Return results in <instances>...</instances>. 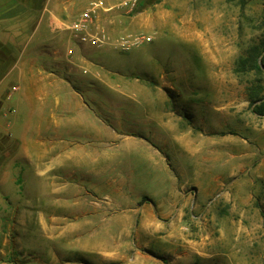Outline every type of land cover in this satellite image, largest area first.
<instances>
[{"label":"rangeland","instance_id":"obj_1","mask_svg":"<svg viewBox=\"0 0 264 264\" xmlns=\"http://www.w3.org/2000/svg\"><path fill=\"white\" fill-rule=\"evenodd\" d=\"M65 1L70 38L93 0ZM122 1L107 43L65 59L60 95L87 113L50 110L67 127L35 133L32 159L2 118L0 264H264V114L237 69L264 49V0Z\"/></svg>","mask_w":264,"mask_h":264},{"label":"crops","instance_id":"obj_2","mask_svg":"<svg viewBox=\"0 0 264 264\" xmlns=\"http://www.w3.org/2000/svg\"><path fill=\"white\" fill-rule=\"evenodd\" d=\"M68 15L65 0H0V133L6 128L3 116L10 117L8 126L19 127L15 135L21 140L20 151L29 159L33 157L34 147L30 143L35 133L45 131L50 136H60V127H67L56 123V119L53 133L49 132L50 110L57 116L58 111L63 113L71 106L84 113L90 107L83 99L60 95V90L68 91L71 87L60 77L67 65L65 59L73 50V39L65 29ZM41 55H45L46 61L39 58ZM50 61L57 68L46 65ZM21 113L25 114L23 122H17ZM36 117L47 121L44 129L42 124L37 126ZM82 119L76 116L72 120L82 124Z\"/></svg>","mask_w":264,"mask_h":264},{"label":"built area","instance_id":"obj_3","mask_svg":"<svg viewBox=\"0 0 264 264\" xmlns=\"http://www.w3.org/2000/svg\"><path fill=\"white\" fill-rule=\"evenodd\" d=\"M106 0H93L89 6L82 10L79 16L67 27L71 33L73 40L84 45L104 46L108 41V34L99 25L101 12H106L111 9L105 3ZM139 0H123L122 7L127 8L129 11L133 10ZM149 41L151 36L144 37ZM119 44L124 48L131 47L129 40H120ZM73 51V50H71ZM17 87H14L16 89Z\"/></svg>","mask_w":264,"mask_h":264},{"label":"trees","instance_id":"obj_4","mask_svg":"<svg viewBox=\"0 0 264 264\" xmlns=\"http://www.w3.org/2000/svg\"><path fill=\"white\" fill-rule=\"evenodd\" d=\"M250 49L247 56L240 58L237 69L240 71L249 67L254 70L256 79L248 86L251 106L254 112L264 114V49L259 45Z\"/></svg>","mask_w":264,"mask_h":264}]
</instances>
